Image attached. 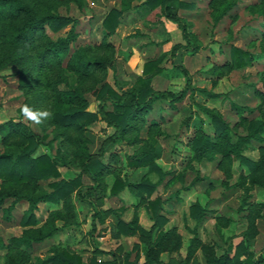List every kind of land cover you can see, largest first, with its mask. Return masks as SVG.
<instances>
[{
	"label": "rangeland",
	"instance_id": "1",
	"mask_svg": "<svg viewBox=\"0 0 264 264\" xmlns=\"http://www.w3.org/2000/svg\"><path fill=\"white\" fill-rule=\"evenodd\" d=\"M39 12H56L77 20L76 47L81 48L84 57L98 60L88 75H83L72 63L71 50L64 59L47 54L48 42L56 41L68 34L72 24L58 32L48 26L40 29L33 39L19 46L22 56L18 60H7L0 65V124L15 121L25 124L40 139L35 155L46 153L59 159L62 177L72 178L80 170L79 162L85 148L75 146L65 139L61 129L52 121V113L59 104L61 89L78 87L90 102L89 109L97 110L94 92L104 83H109L118 92L132 87L143 74L145 64L150 60L160 61V72L154 76L152 85L157 90L180 91L186 84V76L175 63L186 68L192 77V89L175 106L168 102L158 104L151 117L160 118V133H155L158 150L156 163L164 172L161 181L155 171L148 166L127 169L126 155L149 141L148 123L130 132L129 141L117 142L111 149L114 153L112 164L130 183H138L145 177L158 182L154 193L146 199L136 194L132 187L114 192L115 176L103 177L104 187L96 188L93 195L86 193L87 202H82L73 194L76 213L74 223L61 229L53 236L27 247L13 241L29 230H36L48 219L50 212L57 208L41 202L36 210L37 224L24 226L22 217L29 208L26 199L14 202L8 196L0 204V264H40L52 254L56 246L67 247L82 257L84 264L116 254L122 264L144 261L148 242L141 233L150 229L154 222L148 201L156 198L161 202V214L167 221L165 229L176 227L182 233L179 248L165 250L156 264H206L205 256L199 248L191 257L188 246L196 234L203 242L212 244L220 254L229 238L242 236L250 230L255 233L253 243L258 253L264 254V207L261 214L249 215L250 204L264 202V188L245 183L237 186L242 166L233 164L232 173L225 175L218 160H197L190 148L191 138L201 129L213 132L211 116L203 109H213L222 114L238 133H246V119L242 118L234 105L247 106L252 111L245 114L247 119L264 118V101L260 90L264 87V0H187L193 7H180L179 15L188 24L199 49L194 53L179 51L171 56L175 44H186L181 29L145 4V0H28ZM235 2L219 18L226 2ZM112 8L122 9L118 25L113 33L103 27L105 17ZM8 21L0 22L3 31L8 29ZM2 39V38H1ZM2 55L10 46L0 41ZM231 46L248 50L252 61L240 68L224 69L229 62ZM49 68V81L55 89L46 88L40 80V68ZM225 70V71H224ZM259 90V91H258ZM32 110V117L24 115L22 109ZM161 109V110H159ZM46 113L47 115H41ZM114 129L103 120L86 127L83 137L89 151H95ZM0 133V152L17 151L16 139L5 143ZM133 140L135 142H133ZM246 154L257 159L258 143L253 144ZM52 179L40 180L21 187L28 190L50 189ZM85 185L93 182L86 176ZM0 177V189L4 186ZM230 185L229 188L227 185ZM11 188V184L5 187ZM86 190V189H84ZM209 199L204 218L197 222L191 213L192 203ZM247 202V203H246ZM13 204V205H12ZM241 204L244 207H241ZM12 206L10 213L5 209ZM92 207L105 216L106 226L103 236L98 231L91 234ZM113 209L116 213H105ZM137 215L140 227L135 235L119 234L113 237V224L118 216L129 221ZM60 221L56 224L60 225ZM96 238L97 244H94ZM100 250H103L101 252ZM263 256V255H260Z\"/></svg>",
	"mask_w": 264,
	"mask_h": 264
},
{
	"label": "trees",
	"instance_id": "2",
	"mask_svg": "<svg viewBox=\"0 0 264 264\" xmlns=\"http://www.w3.org/2000/svg\"><path fill=\"white\" fill-rule=\"evenodd\" d=\"M234 3L232 1L226 2L217 18ZM145 4L153 11H160L162 16L176 24L182 31L186 44L179 43L173 46L171 56L174 63V58L179 51L194 53L199 49L188 24L179 15L180 7L190 8L194 6L193 3H189L187 0H145ZM122 14V9L112 8L109 11L103 22V27L108 33L115 31ZM4 21H8L9 26L6 31H3L0 27V41L4 40L10 46V49L2 55L0 54V65L7 60L21 59L22 56L18 51L19 46L24 42L31 41L40 29L48 26L51 31L58 32L68 24L72 25L66 36L48 42L46 46L47 54L54 58L64 59L70 54L71 50H74L72 63L83 75L90 73L93 64L100 63L93 58L84 57L83 50L76 47L77 20L71 16L56 12H39L28 0H0V22ZM252 58L253 55L248 50L231 46L228 56L229 62L222 67L224 69L240 68L250 63ZM175 65L186 76L184 88L177 92L168 89L157 90L153 87L152 80L161 69L159 60L148 61L144 66L143 74L138 77L132 87L125 91L118 92L109 83L102 84L94 92L98 102L97 110L89 109L90 102L78 87L61 89L58 92L59 104L53 110L52 121L61 129L66 141L86 149L84 154L81 155L80 170L72 178L62 177L60 173L59 159L62 157L57 159L46 153L35 155V151L41 142L38 135L25 124L10 120L0 124V133L4 134L5 143L10 148L9 143L16 139L18 147L17 151L6 150L0 152V177H2L5 184H11V188H8V185L5 187L4 184L0 189V204L8 196L14 197V202L26 199L29 208L22 217L24 226L37 224L36 210L39 203L47 202L57 206L56 209L50 212L48 219L40 228L35 231L28 229L25 234L13 239L16 245L24 243L27 247H32L35 243L53 236L61 227L71 226L75 221L76 213L72 199L73 194L76 193V197L80 201L87 202L85 191L93 195L96 188H103V177L105 175L113 174L115 176L114 192L129 186L142 199H146L154 193L158 182L154 183L143 177L138 183H130L122 177L119 170L112 164L114 153L111 148L119 141L127 140L130 142V132L133 129L138 130L139 125L143 127L147 122L151 138L148 142L144 140L143 145L126 155V167L127 169H135L148 166L150 171L159 174V181L165 178L167 172H164L155 161L158 150L154 135L161 132V119L150 115L157 110L158 104L161 102L166 101L174 107L176 101L184 98L187 91L192 89V77L188 70L177 63ZM39 75L46 88L55 89L49 81V68L45 64H42ZM259 93L264 101V87ZM234 106L241 117L246 119L247 132L238 133L220 112L203 107L211 116L213 132L209 133L201 129L191 138L192 155L197 160H218V164L226 176L232 173L233 164L237 162L240 166L246 168V170L241 169L237 186L248 183L251 186L264 188V118L247 119L245 113L247 111L251 112L252 109L247 106ZM98 120L105 121L114 131L104 138L97 150L89 151L83 133L86 127ZM133 142L135 141L133 140ZM254 142L258 143L259 156L257 159L246 154V151L253 146ZM85 176L93 182V186L84 184L83 179ZM47 179H52L49 182L50 189L26 191L21 187L23 184H35L40 180ZM227 186L231 188L229 184ZM241 207H244V205L241 204ZM262 207H264V202L250 204L249 215H254V213L260 215ZM147 208L151 209L154 222L150 229L143 230L141 233L143 240L148 242L145 260L142 264H156L159 262L163 251L179 248L182 236L175 226L169 229L164 228L167 218L161 214L160 199L156 198L148 201ZM11 209L12 206L6 208V213H10ZM91 209L90 232L94 235L98 231L97 236H103L105 232H101L100 229L105 231L107 228L106 226L100 228V225L105 223V216L94 207ZM108 212L116 213L115 210L108 209L104 214ZM191 213L199 222L205 216L206 207L196 202L191 205ZM57 220L61 222V226L56 224ZM112 227L115 229L113 237H118L119 234L135 235L140 227L138 216H133L129 221L118 216L117 223L113 224ZM255 233L246 230L242 234V241L235 246L233 253L234 245L231 243L220 254L216 252L212 244L203 242L195 234L190 240L187 257H191L200 248L205 256L206 264H262L264 261L263 256H256L252 246ZM93 239L94 244L98 245L96 238ZM52 251L50 256L41 259L40 264H84L82 257L71 252L67 247L56 246ZM100 251L103 252V250ZM111 256L112 258L109 260H92V264H122L116 254L112 253ZM126 264H137V262L131 261Z\"/></svg>",
	"mask_w": 264,
	"mask_h": 264
},
{
	"label": "crops",
	"instance_id": "3",
	"mask_svg": "<svg viewBox=\"0 0 264 264\" xmlns=\"http://www.w3.org/2000/svg\"><path fill=\"white\" fill-rule=\"evenodd\" d=\"M242 169L246 170L245 167H242ZM240 171H241V170H240ZM208 201H209V199L203 201V198L200 197L199 203L201 204V206L206 207V205L209 203ZM194 203H195V202H194ZM194 203H192V204H194ZM179 233L182 235V233H181L180 230H179ZM242 238H243L242 236L235 237L234 239H232V238L230 239V238H229V241L223 246L224 248H223L222 250L227 249L228 246H229L231 243H233V245H234V248H233V251H232V253H233L234 250H235V246H236L238 243H240V242L242 241ZM252 244H253L252 246H253V248H254V250H255V252H256V256L263 255V258H264V254H263V253H258V252L256 251V249H255V245H254L253 242H252ZM221 253H222V252H221ZM111 255H112V253H111ZM111 255H105L104 258H98L96 261L109 260V259L112 258ZM144 260H145V256H144ZM143 262H144V261H143ZM143 262H142V263H143ZM142 263H141V264H142ZM91 264H92V262H91ZM262 264H264V261H263Z\"/></svg>",
	"mask_w": 264,
	"mask_h": 264
},
{
	"label": "clouds",
	"instance_id": "4",
	"mask_svg": "<svg viewBox=\"0 0 264 264\" xmlns=\"http://www.w3.org/2000/svg\"><path fill=\"white\" fill-rule=\"evenodd\" d=\"M22 112L24 113V115L28 116L30 119L33 118L32 117V110L28 107H25L22 109ZM41 115H47L46 113H41Z\"/></svg>",
	"mask_w": 264,
	"mask_h": 264
}]
</instances>
